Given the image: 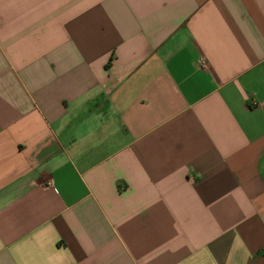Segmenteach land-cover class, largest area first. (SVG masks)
<instances>
[{
  "label": "crops",
  "instance_id": "0c3cea01",
  "mask_svg": "<svg viewBox=\"0 0 264 264\" xmlns=\"http://www.w3.org/2000/svg\"><path fill=\"white\" fill-rule=\"evenodd\" d=\"M0 264H264V0H0Z\"/></svg>",
  "mask_w": 264,
  "mask_h": 264
},
{
  "label": "built area",
  "instance_id": "2783aa9c",
  "mask_svg": "<svg viewBox=\"0 0 264 264\" xmlns=\"http://www.w3.org/2000/svg\"><path fill=\"white\" fill-rule=\"evenodd\" d=\"M199 62H200V66L201 67H203V68L206 67V60H205L204 57H201L200 60H199Z\"/></svg>",
  "mask_w": 264,
  "mask_h": 264
},
{
  "label": "trees",
  "instance_id": "16d2710c",
  "mask_svg": "<svg viewBox=\"0 0 264 264\" xmlns=\"http://www.w3.org/2000/svg\"><path fill=\"white\" fill-rule=\"evenodd\" d=\"M111 58H112V56L109 58V61L107 62V64L105 65V67H108Z\"/></svg>",
  "mask_w": 264,
  "mask_h": 264
}]
</instances>
